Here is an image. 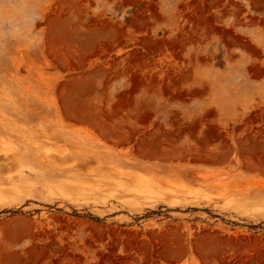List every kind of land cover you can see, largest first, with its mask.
Segmentation results:
<instances>
[{
    "label": "rangeland",
    "instance_id": "1",
    "mask_svg": "<svg viewBox=\"0 0 264 264\" xmlns=\"http://www.w3.org/2000/svg\"><path fill=\"white\" fill-rule=\"evenodd\" d=\"M0 199V264H264V0H0Z\"/></svg>",
    "mask_w": 264,
    "mask_h": 264
},
{
    "label": "bare ground",
    "instance_id": "2",
    "mask_svg": "<svg viewBox=\"0 0 264 264\" xmlns=\"http://www.w3.org/2000/svg\"><path fill=\"white\" fill-rule=\"evenodd\" d=\"M150 8V7H149ZM152 8V7H151ZM164 43V42H163ZM152 45H154V42H153V44ZM155 46V45H154ZM158 46V45H157ZM156 46V47H157ZM162 46V45H161ZM252 48H254V47H252ZM252 50V49H251ZM256 68V67H255ZM257 70H259V69H257ZM260 71V70H259ZM257 73V72H256ZM138 79V78H137ZM141 82V81H140ZM176 83V82H175ZM140 86V85H139ZM170 88V87H169ZM164 91V90H163ZM125 100V99H124ZM131 100V99H130ZM127 101V100H126ZM129 101V100H128ZM130 102V101H129ZM115 111V110H114ZM147 115V114H146ZM142 118V117H141ZM100 125H102V129L103 130H105V131H108V132H115V130H114V127L111 125V124H106V123H104V124H100ZM115 126V125H114ZM117 128H118V126H117ZM191 129V128H190ZM215 129V128H214ZM117 130V129H116ZM210 130V132H211V129H209ZM209 130H208V133H210L209 132ZM127 132V131H126ZM129 132V131H128ZM207 132V131H206ZM207 133V134H208ZM216 133V132H215ZM206 134V135H207ZM173 135V134H172ZM212 135V134H211ZM213 135H214V132H213ZM118 136H119V138L120 139H122V140H125V139H128V134H126V133H118ZM157 137V136H156ZM207 137V139L208 138H210V137H208V135L206 136ZM155 139V138H154ZM150 140H151V138H150ZM153 140V139H152ZM156 140V139H155ZM205 140H206V138H205ZM162 141V140H161ZM144 143H145V141H144ZM147 144V143H146ZM145 144V145H146ZM149 144H150V146L151 147H157L158 146V142H154V141H150L149 142ZM144 145V146H145ZM147 146V145H146ZM177 146V145H176ZM180 149V148H179ZM172 150V149H171ZM181 150V149H180ZM224 152V151H223ZM165 153V152H164ZM175 153V152H174ZM182 154V153H181ZM174 155V154H173ZM217 155V154H216ZM173 157V156H172ZM250 159V158H249ZM248 159V160H249ZM248 162H250V161H248ZM89 170V169H88ZM187 170H189V169H187ZM187 172V171H186ZM188 173V172H187ZM201 175V174H200ZM199 175V176H200ZM205 175V174H204ZM190 176V175H189ZM193 177V176H192ZM205 177V176H204ZM101 184V183H100ZM156 185V184H155ZM103 186V185H102ZM123 186V185H122ZM126 186V185H125ZM159 187V186H158ZM123 188V187H122ZM156 189V188H155ZM167 189V188H166ZM151 190V189H150ZM158 191V190H157ZM169 191V190H168ZM194 191V190H193ZM198 191V190H197ZM159 192V191H158ZM173 192V191H172ZM188 192V191H187ZM10 195V194H9ZM4 197H5V195H4ZM9 199V198H8ZM27 199V198H26ZM0 200H2L3 201V199H0ZM169 244V243H168Z\"/></svg>",
    "mask_w": 264,
    "mask_h": 264
}]
</instances>
